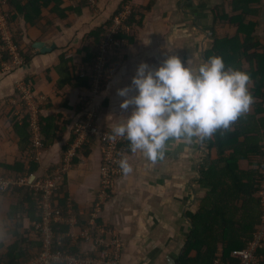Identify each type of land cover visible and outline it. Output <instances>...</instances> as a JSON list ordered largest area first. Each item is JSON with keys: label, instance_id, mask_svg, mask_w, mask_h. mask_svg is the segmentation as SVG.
I'll list each match as a JSON object with an SVG mask.
<instances>
[{"label": "crops", "instance_id": "obj_1", "mask_svg": "<svg viewBox=\"0 0 264 264\" xmlns=\"http://www.w3.org/2000/svg\"><path fill=\"white\" fill-rule=\"evenodd\" d=\"M127 1L90 0V5L80 11L78 1L65 0L66 8L73 5L77 11H69L68 16L61 19L53 16L52 6L43 8V28L31 26L23 15L14 22L9 19L11 33L21 37V43L16 39L15 42L30 59L20 67L7 62V53L2 57L7 58L4 62L0 59V177L23 176L26 173L19 175L11 166L19 160L30 163L32 159L31 144L21 145L15 130L16 123H22L26 115L30 119L29 107L19 102L23 85L30 86L35 101L41 102L40 124L41 117H55L63 127L53 144L34 153L38 169L33 174L44 175L60 166L65 154L74 148L75 125L89 112H93L97 123L107 130L127 118L128 113L119 108L121 97L117 89L130 83L141 61L155 66L168 54L167 48H173L182 61L188 59L193 66L206 60L205 52L213 43L215 11L228 0H131L138 2L137 8L142 14L140 20L131 25L137 31L132 28L133 39L128 38L130 45L122 65L97 90L91 77L84 76L86 69L95 63H87L81 51L92 42L90 34L109 27ZM262 2L260 6L264 7V0ZM46 18L54 21L53 26ZM38 43H44L48 49L37 47ZM77 76L90 78L91 87H82L76 81ZM82 102L86 104L84 111L80 110ZM86 147L77 150L64 178L63 190L72 205V214L67 212L68 222L63 223L67 226L64 233L67 239L73 241L74 235L90 228L94 221L98 226L112 229L122 239V264H176L192 229L189 212L198 209L209 191L199 182L203 169L210 165L214 155L206 138L191 141L170 138L165 143L163 156L154 161L139 150L132 152L129 141L124 143V158L131 171L118 179L112 198L96 217L93 206L101 186L103 149L98 137ZM18 188L0 192V264H7L6 245L16 237L12 232L18 230L24 236L29 233L33 238L36 235L33 223L41 222L36 205L40 221L31 219L26 198L16 190ZM14 205L19 209L10 217ZM72 219H76L77 224H70ZM77 240L80 246L76 249L92 246L87 239ZM34 247L32 252L37 254L39 246Z\"/></svg>", "mask_w": 264, "mask_h": 264}, {"label": "trees", "instance_id": "obj_2", "mask_svg": "<svg viewBox=\"0 0 264 264\" xmlns=\"http://www.w3.org/2000/svg\"><path fill=\"white\" fill-rule=\"evenodd\" d=\"M72 1H78L77 10L80 11L90 5V0ZM262 1L229 0L226 2L227 5H222L215 11L213 43L206 50L205 57L207 59L212 55H220L226 66L247 71L250 74L248 87L253 100L248 111L231 123L230 129H217L206 138L209 150L214 155L210 165L203 169L199 182L208 187L209 191L198 209L195 212H189L192 229L185 241L184 251L176 260V264H222L228 260L231 263L238 262V259L232 257V251L245 248L261 224L262 210L259 194L263 179L264 39L258 33V18L264 8L260 6ZM66 3L65 0H11L6 10L10 21L14 22L19 15H23L25 21L31 26L43 28L41 25L44 20L43 8L52 6L53 16L65 19L69 11L75 10L73 5L66 8L64 6ZM122 9L123 7L118 13ZM136 18L137 14L134 13L128 24L136 23ZM48 19V23L53 26L54 21L51 18ZM107 28L108 26L101 27L90 34L92 42L81 51L82 55L85 54L87 63L96 62L98 55L96 46L102 43ZM121 36L133 39L128 33H121ZM15 39L17 43H21V37L16 33ZM23 54L25 61H29V54L26 52ZM6 59L4 57V60ZM76 81L82 87H91V79L88 77L77 76ZM85 108L86 104L82 102L80 110L84 111ZM59 120L55 117H41L42 148L53 144L59 138V131L63 130L58 123ZM15 130L21 138V145L31 144L32 135L28 115L24 117L22 123H16ZM73 140L74 137L65 147V151L69 149ZM121 148L124 153L123 145ZM30 160V163L19 160L11 168L18 171L19 175L34 173L38 169V164L34 159ZM63 189L55 197V206L67 211L68 195ZM16 190L26 198L27 212L31 219L40 221L39 213L35 209L34 200L28 189L21 187ZM18 205H14L10 217L19 209ZM21 206L23 207V204ZM34 214H37L36 217ZM56 225L54 229L57 237L67 231L65 224L57 223ZM33 231H35L34 227ZM12 233L16 237L6 245L4 253L7 264H18L29 259L35 254L32 252L34 246H39V249L42 246V239L38 234L31 238L29 233L26 234L27 237L20 234L18 230ZM68 242L69 239L65 238L63 246L68 247ZM1 245L5 246V243ZM257 253L262 256L264 263V244L258 247ZM217 259L222 263H217Z\"/></svg>", "mask_w": 264, "mask_h": 264}, {"label": "built area", "instance_id": "obj_3", "mask_svg": "<svg viewBox=\"0 0 264 264\" xmlns=\"http://www.w3.org/2000/svg\"><path fill=\"white\" fill-rule=\"evenodd\" d=\"M11 0H0V59L7 53L13 66H22L25 63L23 54L15 42L14 35L9 26V13L6 6ZM132 11L123 6V9L114 16L113 23L107 28L102 41L101 50L98 54V61L95 65L86 69L91 77L93 84L99 90L103 82L108 79L110 74L114 73L115 64L110 58H119L122 61L130 45L128 38L121 36V33H127V22L131 17ZM124 31V32H123ZM111 62V63H110ZM6 64V63H4ZM91 73V74H89ZM22 96L19 102L29 107L30 111V129L32 134V143L30 153L32 159L34 153L43 149L41 136V126L38 119L39 104L35 101V96L31 92V87L23 85ZM97 116L89 112L86 117L81 118L75 125L76 144L74 148L65 154L64 161L60 166L50 170L44 175H34L26 173L17 178L0 177V192H8L17 187L28 189L36 209L41 214V222H34L35 233L41 236L42 246L37 254L31 256L28 260L20 264H122L121 250L123 242L120 236L112 229L98 226L94 221L90 228L82 231L79 235H74L73 241L67 243L64 247L66 234L56 236L54 225L57 223H66V214H72V205L68 203L66 209L55 206V197L64 186L66 173L72 167L74 158L78 149H84L92 143L93 139L98 137L103 149V163L101 168V186L98 197L93 206V214L103 210V207L112 198L116 183L124 172L121 170L118 161L124 158L122 145L128 140L123 137L109 139L111 130L102 128L96 120ZM263 179L260 186V203L262 210L261 224L253 234V238L247 246L242 249L232 251V257L238 259V262L229 260L222 263L219 259L217 263L222 264H264L262 256L257 253L258 247L264 244V148H263ZM70 224H77L76 219L70 220ZM77 239H87L91 241L92 246L89 249H74L79 245ZM73 248V249H72Z\"/></svg>", "mask_w": 264, "mask_h": 264}, {"label": "clouds", "instance_id": "obj_4", "mask_svg": "<svg viewBox=\"0 0 264 264\" xmlns=\"http://www.w3.org/2000/svg\"><path fill=\"white\" fill-rule=\"evenodd\" d=\"M172 49L155 66L141 61L130 83L117 89L119 108L128 115L108 137L127 139L132 152L152 161L163 156L170 138L202 140L230 129L253 100L247 71L226 66L220 55L193 66ZM118 163L125 174L131 171L126 158Z\"/></svg>", "mask_w": 264, "mask_h": 264}, {"label": "rangeland", "instance_id": "obj_5", "mask_svg": "<svg viewBox=\"0 0 264 264\" xmlns=\"http://www.w3.org/2000/svg\"><path fill=\"white\" fill-rule=\"evenodd\" d=\"M229 1V0H228ZM137 4H138V2H136V1H131V0H129V1H127L126 3H124V5H125V7H128L131 11H132V14H131V17H132V15L135 13V14H137V18H136V21H138V20H140V18H141V15L142 14H139V8H137ZM141 5V4H140ZM227 5V4H226ZM142 9V11H143V7L141 8ZM259 19V29H258V33H259V35H260V37L262 38V39H264V8L261 10V15H260V17L258 18ZM257 19V20H258ZM127 24H128V22H127ZM262 24V25H261ZM135 25V23L133 24V26ZM133 26H131V25H127V28H126V30L125 31H127V33L128 34H130L131 35V31H132V28H133V30H135V31H137V28H135V27H133ZM222 31H224V30H222ZM124 32V31H123ZM13 35H14V33H12ZM210 37V36H209ZM14 39H15V35H14ZM97 50H98V54H99V52H100V50H101V45H99L98 47H97ZM126 53H127V51H126ZM125 53V54H126ZM110 60L112 61V63L113 64H115V70H114V73L113 74H110L109 75V77H111V76H113L114 74H115V72L118 70V68L122 65V61H119V58H110ZM124 60V59H123ZM98 61V55H97V59H96V62ZM96 62H95V64H96ZM111 63V62H110ZM89 74H91V73H89ZM108 77V78H109ZM93 82V81H92ZM84 150V149H83Z\"/></svg>", "mask_w": 264, "mask_h": 264}, {"label": "water", "instance_id": "obj_6", "mask_svg": "<svg viewBox=\"0 0 264 264\" xmlns=\"http://www.w3.org/2000/svg\"><path fill=\"white\" fill-rule=\"evenodd\" d=\"M36 46L37 47H42L43 50L48 49L47 47H45L44 43H38Z\"/></svg>", "mask_w": 264, "mask_h": 264}]
</instances>
